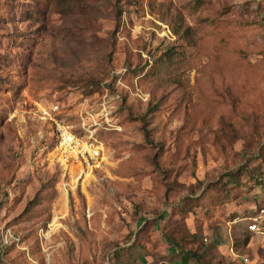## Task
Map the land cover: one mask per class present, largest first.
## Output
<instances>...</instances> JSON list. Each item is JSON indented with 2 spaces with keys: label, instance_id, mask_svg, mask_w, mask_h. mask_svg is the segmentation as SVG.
<instances>
[{
  "label": "rangeland",
  "instance_id": "1",
  "mask_svg": "<svg viewBox=\"0 0 264 264\" xmlns=\"http://www.w3.org/2000/svg\"><path fill=\"white\" fill-rule=\"evenodd\" d=\"M43 108L104 164L65 170ZM263 171L264 0H0L2 264H264Z\"/></svg>",
  "mask_w": 264,
  "mask_h": 264
},
{
  "label": "built area",
  "instance_id": "2",
  "mask_svg": "<svg viewBox=\"0 0 264 264\" xmlns=\"http://www.w3.org/2000/svg\"><path fill=\"white\" fill-rule=\"evenodd\" d=\"M47 118L54 121L55 134L57 136L56 156L65 170L82 167L100 168L106 160L105 144L97 137L95 128L82 122L78 127L54 118L48 110H41ZM78 180L84 173L80 170ZM253 188L260 191L264 196V171L253 182ZM257 204L258 207H254ZM253 203L235 221L245 222L247 232L256 238L264 240V198ZM2 246L0 245V249ZM252 264V263H248Z\"/></svg>",
  "mask_w": 264,
  "mask_h": 264
},
{
  "label": "trees",
  "instance_id": "3",
  "mask_svg": "<svg viewBox=\"0 0 264 264\" xmlns=\"http://www.w3.org/2000/svg\"><path fill=\"white\" fill-rule=\"evenodd\" d=\"M168 60H169V62L174 61V55H172V54L169 55ZM55 138H56V141H57L58 139H57L56 134H55ZM250 237H251V235L250 234H247V236L244 238V242L245 243L249 242L250 239H251ZM190 256H195L197 258V254L195 252L187 251L183 255L182 263L181 264H188L189 263V260H190ZM2 259H3V254H2L1 249H0V264H2Z\"/></svg>",
  "mask_w": 264,
  "mask_h": 264
},
{
  "label": "bare ground",
  "instance_id": "4",
  "mask_svg": "<svg viewBox=\"0 0 264 264\" xmlns=\"http://www.w3.org/2000/svg\"><path fill=\"white\" fill-rule=\"evenodd\" d=\"M80 170L84 173V175H85L84 177H87L88 174H91L90 171L83 169L81 166H80Z\"/></svg>",
  "mask_w": 264,
  "mask_h": 264
}]
</instances>
